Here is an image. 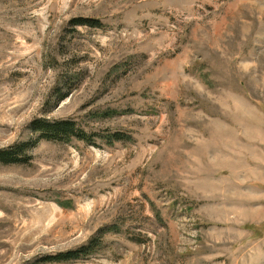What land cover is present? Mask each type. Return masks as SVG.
I'll list each match as a JSON object with an SVG mask.
<instances>
[{
    "label": "rangeland",
    "instance_id": "rangeland-1",
    "mask_svg": "<svg viewBox=\"0 0 264 264\" xmlns=\"http://www.w3.org/2000/svg\"><path fill=\"white\" fill-rule=\"evenodd\" d=\"M38 118L129 138L0 163V264H264V0H0V149Z\"/></svg>",
    "mask_w": 264,
    "mask_h": 264
},
{
    "label": "trees",
    "instance_id": "trees-1",
    "mask_svg": "<svg viewBox=\"0 0 264 264\" xmlns=\"http://www.w3.org/2000/svg\"><path fill=\"white\" fill-rule=\"evenodd\" d=\"M71 24L74 26H86L92 28L102 26L99 19L83 17L73 18ZM32 129L36 135L35 138H30L28 141L22 142L12 148L0 149V163H27L31 157L29 156L28 151H31L37 143L42 140L70 142L72 139H79L87 144L95 146L97 145L96 138H104L109 144L129 138L128 135L122 132L108 133L104 136L97 133H89L80 128L73 120L49 121L47 119L38 118L33 121ZM100 244V237H93L88 244L81 246L80 248L59 252L55 255L48 256L46 260L50 262L78 261L92 255Z\"/></svg>",
    "mask_w": 264,
    "mask_h": 264
}]
</instances>
